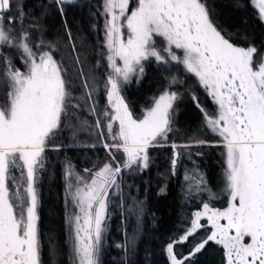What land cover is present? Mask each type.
Listing matches in <instances>:
<instances>
[{"label":"snow or ice","instance_id":"6c2138e0","mask_svg":"<svg viewBox=\"0 0 264 264\" xmlns=\"http://www.w3.org/2000/svg\"><path fill=\"white\" fill-rule=\"evenodd\" d=\"M56 2L63 5L72 0ZM254 2L264 19V0ZM12 7V0H0V45L18 48L25 70L5 61L8 91L6 102L0 105V264H41L39 169L50 139L61 127L71 94L64 65L43 50L44 41L34 50L27 31L16 36L12 27L5 28V23L16 22V18L4 19ZM103 15L105 58L110 69L105 91L111 111L103 113L106 126L99 119L95 126L107 128L112 143L105 142L103 147L111 160L85 169L87 176L68 168V192L75 209L66 216L72 264H100L110 190L120 189L118 178L124 169H147L149 148L162 146L161 138L167 139L172 130L178 92L166 88L142 118L133 116L123 95L124 85L130 84L133 76L139 82L145 74V62L153 58L157 63L170 60L182 64L197 77L217 106L215 114L201 107L195 94L192 99L225 149L227 207L219 209L203 202L183 234L167 244L170 264H191L209 242L222 245L226 264H264V58L257 62L259 50L231 42L212 21L203 0H136L134 8H130V0H104ZM19 19H23L22 11ZM68 38L72 43L70 29ZM157 38L162 47H157ZM76 63L80 64L78 56ZM80 75L91 99L88 78L82 71ZM180 82L172 77L170 86ZM114 122L119 124L118 131ZM99 138L105 139L103 132ZM171 147L175 175L178 149L191 145L173 143ZM113 148L123 153L122 162L116 161ZM16 170H20L19 177L12 174ZM185 181L189 193L205 190L206 181L198 173L186 175ZM208 191L209 200L214 199ZM203 219L211 226L210 234L195 242L187 255L178 257L174 248L198 234L205 227Z\"/></svg>","mask_w":264,"mask_h":264},{"label":"trees","instance_id":"16d2710c","mask_svg":"<svg viewBox=\"0 0 264 264\" xmlns=\"http://www.w3.org/2000/svg\"><path fill=\"white\" fill-rule=\"evenodd\" d=\"M203 2L214 24L231 42L243 47L255 46L259 50L256 60L264 55V23L251 0ZM12 4L8 14L16 16L22 11L24 22L36 40L44 41V50L50 51L66 69L71 94L69 106L59 133L45 150L37 187L41 264H67L66 242L69 237L65 227L70 212L64 199L69 195L68 168L76 175L87 176L85 169L102 166L111 160L95 126L97 119L103 122L105 100L104 0H72V3L63 5L57 4L56 0H12ZM69 29L72 43L68 38ZM73 44L75 52H72ZM77 56L80 64L76 63ZM6 60L15 67L20 65L14 49H0V105L7 99ZM81 71L92 89L91 99H88ZM165 72L160 70L156 61H147L143 78L139 82L135 78L124 85L123 95L132 113H138L157 91L167 86ZM178 73L181 83L167 87L176 92L189 89L201 107L209 110L212 102L209 95L197 86L187 71ZM191 97L182 95L176 102L173 127L166 141L162 146L149 148V167L144 170L138 167L136 171L124 169L118 178L120 189L110 190L100 264H170L167 244L183 234L193 212L201 208L203 202H209L215 208L225 206L227 194L223 183L218 180L219 144H215L218 140L204 133L202 112ZM200 140L206 143L197 144L196 141ZM173 143L191 145L178 149L180 155L175 175L171 163ZM112 152L116 161L122 162L115 149ZM197 173L206 181L205 190L197 193L193 189L189 193L185 176ZM12 174L19 177V170ZM208 190L214 199L209 200ZM207 235L206 227L198 230L189 242L176 245L175 254L178 257L187 255L193 244ZM191 264H224L222 246L209 242Z\"/></svg>","mask_w":264,"mask_h":264},{"label":"rangeland","instance_id":"374dc122","mask_svg":"<svg viewBox=\"0 0 264 264\" xmlns=\"http://www.w3.org/2000/svg\"><path fill=\"white\" fill-rule=\"evenodd\" d=\"M251 4H252V6H253V8L255 9V11H256V14L258 15V17L260 18V20L264 23V19H262L260 16H259V9H258V6H257V4L254 2V0H251ZM136 6V0H130V8H134ZM9 17H12V18H16V22H15V24H13V25H8L7 23H5V28H8V27H12L13 29H14V35H16V36H19L20 35V33H21V31H27L29 34H30V42H31V44L33 45V49L34 50H37L36 48H35V45L38 43V41L36 40V38L34 37V34H33V32L31 31V29L26 25V23L24 22V19H19V14L18 15H16V16H13L11 13L10 14H8L7 16H5L4 17V19L7 21V19L9 18ZM104 29H105V20H104V25H103V44H104V36H105V32H104ZM125 32H126V30H125ZM163 46V42L160 40V38H157V47H162ZM10 46H7V45H0V49L1 48H9ZM12 49H14L15 51H16V53H17V55H18V60H19V66L18 67H15V66H13L14 68H19L21 71H24L25 70V65H24V59H23V56H22V53H21V51L18 49V48H16V47H14V46H12L11 47ZM44 50V49H43ZM176 51V53H177V55H181L182 56V53L179 51V50H175ZM105 56H106V49H105ZM165 57H166V59H167V54H165ZM261 58H264V55H262L261 57H259V59H257V62H259L260 61V59ZM151 61V60H150ZM152 61H155V59L153 58L152 59ZM105 63H106V78H105V82H106V79H107V74H108V72H110V69L107 67V60H106V58H105ZM158 65H159V67H160V70L161 71H166L165 73H166V75H167V86H170V81H171V78L172 77H176L179 81H182L181 79V76L179 75V73L178 72H180V73H184V72H186V70H185V68H184V66L182 65V64H179V63H177V62H174V61H168V62H166V63H158ZM7 67V66H6ZM188 73V72H187ZM190 74V76H192V78L194 79V81H195V83L197 84V86L199 87L200 86V88L202 89V90H204V92L207 94V92L205 91V89L199 84V81H198V79H197V77H195L193 74H191V73H189ZM136 77L135 76H133L132 77V80H134ZM181 83V82H180ZM180 83H177V84H172L173 86H176V85H178V84H180ZM127 85V84H126ZM167 86H165V87H163L162 89H160L159 91H157L156 93H155V95H153L150 99H149V102L143 107V108H141L140 109V111L138 112V113H136V114H134L133 113V116L135 117V118H142V116H143V113H144V111L146 110V109H148V108H150L151 106H152V104H153V100H154V98H156V97H158L166 88H168ZM189 89H181V90H179L178 91V93H179V98L178 99H180L181 98V96L182 95H185V96H191V95H193V93H191V91H188ZM170 91H174V92H176V90H173V89H170ZM104 97H105V100H104V111H103V113L107 110V111H111V109L108 107V101H107V96H106V91H105V84H104ZM210 97V96H209ZM211 98V97H210ZM178 99L175 101V104H176V102L178 101ZM191 99H192V97H191ZM193 100V99H192ZM211 106L209 107V110H207V112L210 114V115H214L215 114V112H216V105L214 104V102H213V100H212V98H211ZM125 102L127 103V101L125 100ZM195 102V101H194ZM128 104V103H127ZM175 104H174V112H173V118H172V127H173V120H174V115H175ZM130 109V108H129ZM205 109V108H204ZM131 111V110H130ZM202 116H203V118H204V113L202 112ZM102 118H103V122H102V124L103 125H105L106 126V124H107V119L104 117V115L102 116ZM63 119V118H62ZM68 127H69V125H68ZM203 129H204V133L206 134V135H208V136H210V137H212V138H214V139H216V140H218L217 141V143H215V144H219V149H218V155H219V174H218V176H219V178H218V180H220L222 183H223V185H224V187H225V183H224V169H225V149H224V146H223V143H222V140H221V137H219L218 135H215L208 127H207V125L205 124V120H204V123H203ZM78 130V129H77ZM114 130L115 131H118L119 130V124H118V122H114ZM97 131H98V133L100 134L101 132H103V136H104V138L105 139H101V142L102 143H109V144H111L112 143V140L110 139V138H108V131H107V128L106 127H104L103 129H97ZM57 133H59V130L57 131ZM57 133H56V135H57ZM75 133H76V131H75ZM169 134V133H168ZM55 135V136H56ZM54 136V137H55ZM73 136V135H72ZM54 137H52L51 139H50V141H52L53 139H54ZM49 141V142H50ZM164 141H166V139H163V138H161V140H160V144H162ZM114 149V148H113ZM115 152L120 156V159L123 161V159H124V155H123V153L122 152H118V151H116V149H115ZM138 169V167L137 166H133V168L131 169V171H136ZM196 170H199L198 168L196 169ZM21 175V173H20V170H19V176ZM64 183H66L67 184V181H64ZM69 184V183H68ZM67 189V188H66ZM65 204H66V208H67V210L71 213V212H73V211H75V209H74V207H73V205L71 204V197H70V195H68V196H66L65 197ZM227 202H228V197H227V200H226V204H225V206L224 207H222V208H219V209H223V208H225V207H227ZM198 210H202V207L201 208H199ZM197 211V210H196ZM201 223L202 224H204L205 225V227L207 228V230H208V234H210V232H211V226L210 225H208V222H207V220L206 219H203L202 221H201ZM222 223H223V221H222ZM66 228V231H67V227H65ZM106 232V231H105ZM105 232H104V234H105ZM68 235V237H69V234H67ZM102 246H103V243H102ZM222 246V245H221ZM66 248H67V250H68V252H67V254H68V263L67 264H72V259H71V245H70V239L69 238H67V242H66ZM223 248V247H222ZM223 255H224V249H223ZM224 264H226V259H225V256H224Z\"/></svg>","mask_w":264,"mask_h":264},{"label":"flooded vegetation","instance_id":"af4514ba","mask_svg":"<svg viewBox=\"0 0 264 264\" xmlns=\"http://www.w3.org/2000/svg\"><path fill=\"white\" fill-rule=\"evenodd\" d=\"M14 190V189H13Z\"/></svg>","mask_w":264,"mask_h":264}]
</instances>
